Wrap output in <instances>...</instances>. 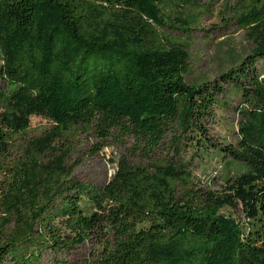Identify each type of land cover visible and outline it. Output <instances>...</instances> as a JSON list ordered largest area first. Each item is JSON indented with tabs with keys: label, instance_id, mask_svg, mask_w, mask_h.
I'll use <instances>...</instances> for the list:
<instances>
[{
	"label": "trees",
	"instance_id": "obj_1",
	"mask_svg": "<svg viewBox=\"0 0 264 264\" xmlns=\"http://www.w3.org/2000/svg\"><path fill=\"white\" fill-rule=\"evenodd\" d=\"M205 2L0 0V264H67L57 256L92 239L81 264H264V0L234 2L254 44L243 62L188 83ZM238 94V140L222 151L246 170L220 185L200 187L183 159L121 157L103 186L74 178L82 135L94 153L117 131L146 153L168 132L176 150H213L202 121ZM34 115L50 127L21 137ZM238 205L245 222L225 212Z\"/></svg>",
	"mask_w": 264,
	"mask_h": 264
},
{
	"label": "rangeland",
	"instance_id": "obj_2",
	"mask_svg": "<svg viewBox=\"0 0 264 264\" xmlns=\"http://www.w3.org/2000/svg\"><path fill=\"white\" fill-rule=\"evenodd\" d=\"M195 1L198 4L209 1L210 13L202 18L198 29L192 32L193 45L189 50L190 60L185 77L188 83H212L219 81L221 75L229 69L239 66L252 51L254 44L248 38L247 32L235 24L232 16L235 0ZM255 69L260 78L264 77V58L256 60ZM3 84L0 81V87H3ZM245 105L247 102L239 98L238 94L232 97L228 110L214 108L213 122L202 121L203 127L208 132V141L213 143V150L209 152H199L195 149L192 144L193 138L185 139L182 147L176 150L173 133L168 132L160 147L146 153L131 134L117 131L105 139L107 143L105 147L94 153L98 140L91 135H82L70 158V162L80 161L73 171V176L79 181L103 186L114 174L116 162L121 157L133 164L144 163L147 160L183 159L200 187L206 189L220 185L225 179L246 170L242 163L234 161L227 152L222 151L237 143V124L240 118L236 111L244 108ZM49 127V121L34 115L30 118L28 129L21 134V137L39 135ZM19 143L20 140L16 142L12 153L17 151ZM225 212L245 222L241 205ZM97 248L98 242L92 239L61 252L57 258H62L67 264H81L85 259L90 258ZM51 258L52 254H45L40 264H52Z\"/></svg>",
	"mask_w": 264,
	"mask_h": 264
}]
</instances>
